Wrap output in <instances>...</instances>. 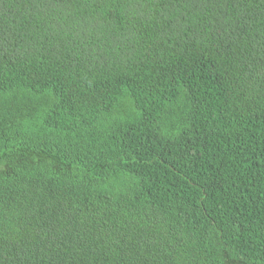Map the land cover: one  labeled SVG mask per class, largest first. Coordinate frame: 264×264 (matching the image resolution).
Segmentation results:
<instances>
[{
  "label": "trees",
  "instance_id": "1",
  "mask_svg": "<svg viewBox=\"0 0 264 264\" xmlns=\"http://www.w3.org/2000/svg\"><path fill=\"white\" fill-rule=\"evenodd\" d=\"M0 264H264V0H0Z\"/></svg>",
  "mask_w": 264,
  "mask_h": 264
}]
</instances>
